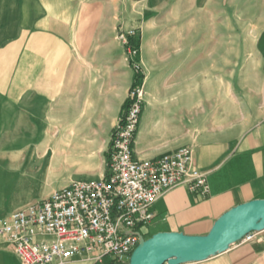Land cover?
<instances>
[{
  "label": "crops",
  "instance_id": "obj_1",
  "mask_svg": "<svg viewBox=\"0 0 264 264\" xmlns=\"http://www.w3.org/2000/svg\"><path fill=\"white\" fill-rule=\"evenodd\" d=\"M241 6L264 12V0H0V218L105 176L137 74L119 37L129 30L144 87L136 157L189 146L211 187L165 192L146 236L204 235L264 198V20L224 19ZM0 264H22L2 237ZM185 264H264V230Z\"/></svg>",
  "mask_w": 264,
  "mask_h": 264
},
{
  "label": "built area",
  "instance_id": "obj_2",
  "mask_svg": "<svg viewBox=\"0 0 264 264\" xmlns=\"http://www.w3.org/2000/svg\"><path fill=\"white\" fill-rule=\"evenodd\" d=\"M135 30L119 37L131 57ZM136 73L139 64L131 60ZM144 103L142 78L133 84L113 129L103 178L79 180L47 198L0 218L4 238L22 264H128L142 228L154 214L151 206L167 191L186 185L206 198L207 174L194 164L193 151L182 146L157 158L139 159L133 149ZM257 232L241 241H253ZM163 264H172L165 261Z\"/></svg>",
  "mask_w": 264,
  "mask_h": 264
},
{
  "label": "water",
  "instance_id": "obj_3",
  "mask_svg": "<svg viewBox=\"0 0 264 264\" xmlns=\"http://www.w3.org/2000/svg\"><path fill=\"white\" fill-rule=\"evenodd\" d=\"M264 230V198L240 203L219 216L209 232L190 235L183 232L161 231L139 243L128 264H185L209 259L227 251L250 232Z\"/></svg>",
  "mask_w": 264,
  "mask_h": 264
},
{
  "label": "rangeland",
  "instance_id": "obj_4",
  "mask_svg": "<svg viewBox=\"0 0 264 264\" xmlns=\"http://www.w3.org/2000/svg\"><path fill=\"white\" fill-rule=\"evenodd\" d=\"M228 1V0H227ZM228 7V6H225V8ZM230 8V7H229ZM224 19L226 20H240L241 22H246V21H250V20H264V12H254V13H250L248 12V6H241L240 8V11L238 13H233V12H225L224 13ZM225 31H231V30H225ZM248 31H251V30H246V29H240L239 32H240V37L243 38L244 37V34L245 32H248ZM127 52V51H126ZM130 61L136 57H131L128 53H127ZM135 61V60H134ZM142 233H145L147 232V227H144L142 228ZM261 232V231H259Z\"/></svg>",
  "mask_w": 264,
  "mask_h": 264
},
{
  "label": "trees",
  "instance_id": "obj_5",
  "mask_svg": "<svg viewBox=\"0 0 264 264\" xmlns=\"http://www.w3.org/2000/svg\"><path fill=\"white\" fill-rule=\"evenodd\" d=\"M130 40H131V44L136 43V40H135L134 38H131ZM141 78L143 79L142 72H141V73H137V74H136V78H135V83H138V81H139ZM135 83H134V84H135ZM126 104H127V103H126ZM126 104H125L124 107H123V111H124V109H125V107H126ZM108 264H116V263L110 262V263H108Z\"/></svg>",
  "mask_w": 264,
  "mask_h": 264
}]
</instances>
